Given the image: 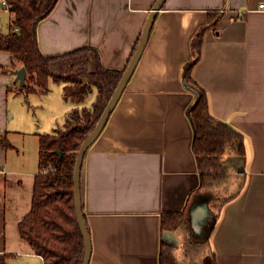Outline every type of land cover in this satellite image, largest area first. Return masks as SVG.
<instances>
[{"label":"crops","instance_id":"crops-1","mask_svg":"<svg viewBox=\"0 0 264 264\" xmlns=\"http://www.w3.org/2000/svg\"><path fill=\"white\" fill-rule=\"evenodd\" d=\"M156 2L57 0L39 22V45L48 55L92 46L104 66L124 69ZM262 4L264 0H165L157 11L140 60L83 159L81 202L92 245L89 264H160L161 218L182 211L187 230L183 225L176 230L182 238L181 251L174 249L178 259L185 256L187 234L195 242L209 240L205 251L215 254L216 264H264ZM202 26L200 57L191 77L207 92L212 115L242 132L247 146L241 193L222 201L213 217L212 194L220 191L203 186L188 115L195 94L182 76ZM10 65L11 52L0 49V168L5 170L0 172V257L6 264H44L19 232L39 171V135L63 128L71 111L92 105L98 90L94 87L78 103L65 97V81L51 78L46 93H24ZM53 86L57 100L50 94ZM13 92L18 94L15 104ZM27 99L40 110L37 120L47 128L44 132L30 128L29 116L21 113ZM2 138L11 145L3 146Z\"/></svg>","mask_w":264,"mask_h":264},{"label":"trees","instance_id":"trees-1","mask_svg":"<svg viewBox=\"0 0 264 264\" xmlns=\"http://www.w3.org/2000/svg\"><path fill=\"white\" fill-rule=\"evenodd\" d=\"M7 2L14 17L7 32L0 28V49L11 52L10 69L24 66L27 70L19 91L46 93L50 89V79L54 78L66 82L64 95L67 99L80 103L94 87L98 90L92 105L71 111L63 128L39 135V171L35 176L31 208L19 222L21 237L42 255L44 264H83L85 241L76 212L74 168L81 145L96 127L126 67L107 68L99 50L92 46L62 54H45L39 45L38 25L50 14L57 0ZM204 30L202 26L194 36L193 56L189 60L193 63L190 62L186 73L189 85L199 93L190 110L195 129L193 149L202 171L203 186L215 185L226 172H237L240 181L237 191L228 199L230 201L241 193L247 146L242 132L212 115L207 92L191 77V68L200 57ZM1 144L11 145L5 138L1 139ZM180 225L187 230L184 211L163 214L160 264H196V256H200L202 264H216L215 254L205 251L209 240L195 242L187 234L185 256L178 259L174 253L177 246L170 242L166 233L176 232ZM86 227L89 230L87 224ZM0 262L6 264L5 258Z\"/></svg>","mask_w":264,"mask_h":264},{"label":"water","instance_id":"water-1","mask_svg":"<svg viewBox=\"0 0 264 264\" xmlns=\"http://www.w3.org/2000/svg\"><path fill=\"white\" fill-rule=\"evenodd\" d=\"M164 2H165V0H157V2L152 7V9L148 15L147 21L143 27L137 48H136L133 56L131 57L129 63L127 64V66L124 70V73H123V75H122V77H121V79L117 85V88L115 89L110 100L106 104L105 109H104L96 127L91 132V134L87 137V139L83 142V144L81 145V147L78 151L76 164H75V168H74V193H75V204H76V212H77L78 222H79L80 229H81L82 235L84 237V241H85V259H84L83 264H89L91 252H92L91 239H90V235H89V232L87 230V227H86V223H85V219H84V215H83V210H82V202H81V170H82L83 159H84V156H85L87 149L95 142V140L99 137V135L103 131V129H104V127H105V125L109 119V116L111 115L115 105L119 101L128 81H129L131 75L133 74V72H134V70H135V68H136V66L140 60V57L143 53V50L145 49V46L147 45V42H148V39L150 36V32H151V29H152V26H153V23L155 20V15H156L157 11L162 8V5L164 4ZM190 62L191 61L187 62L184 65V70H183V74H182L184 85L186 86V88L188 90H190L191 92H193L195 94V100H194L193 104L188 109L189 117H190V110H191L192 106L195 104V102L199 96L198 90L196 88H194L193 86L189 85L188 79L186 76L187 69L190 66ZM191 63H193V62H191ZM12 71L16 74V80L19 81L23 85L25 82L26 74H27L26 68L23 66V67H20L18 69L12 70ZM190 119H191V117H190ZM191 122H192V120H191ZM193 128H194V125H193ZM59 154L61 156V151H59ZM239 171H241V170H239ZM173 233H175V232H173ZM168 238L170 240L169 235H168Z\"/></svg>","mask_w":264,"mask_h":264},{"label":"rangeland","instance_id":"rangeland-1","mask_svg":"<svg viewBox=\"0 0 264 264\" xmlns=\"http://www.w3.org/2000/svg\"><path fill=\"white\" fill-rule=\"evenodd\" d=\"M1 3H2V0H0V27L4 31H7L10 29V24H11L10 22L12 21V18L14 17V15L11 14L9 11H6L5 9H2L4 7V5H3V3L2 4ZM57 92H58V88L53 86V91L50 92V94H52L53 100H54V97L57 100V98H58V96H56ZM19 96L21 98H23L22 95L19 94ZM17 97H18V94L16 95V93L13 92L11 94V103L15 104ZM40 98H44V97L41 96ZM24 105H25L24 109L21 110V113L26 118L29 116V119H30L29 120V127L30 128L35 127L39 132L40 131L44 132L45 131L44 129H47V128H41L42 124L37 120L38 119L37 117L39 115L40 110L35 106V104L30 99H27V101H25ZM25 111L28 112V115L25 114ZM32 121H33V124H32ZM72 123H74V120H72ZM45 127H47V126H45ZM48 131H50V130H48ZM30 142H31V138H30ZM217 181L218 182H216L215 185H213V186H216L219 188L220 194H217L216 192H214L215 194H212V197L215 198V201L212 202V204H210L212 217H213L214 213H217L218 208L221 205V202L226 200V199H229L232 195H234V193L238 189V182L240 180L238 178V174L236 171H233V172L229 171V172L224 173L222 175V177ZM189 215L190 214H188L187 217ZM211 220H212V218H211ZM210 224H211V222L209 223V225ZM205 227H206V231L210 230V229H207V228H210L208 226V224ZM168 235L170 237V242L173 244H176L177 249H178V253H179L181 251L180 239H182V238H180V236L177 234V232L173 233L172 231H169L166 233V236H168ZM181 254L183 256V253H181ZM2 259L3 258L0 257V261ZM196 259H197L196 264H202V262H201L202 259L200 258V256H198V257L196 256ZM190 264H192V263H190Z\"/></svg>","mask_w":264,"mask_h":264},{"label":"built area","instance_id":"built-area-1","mask_svg":"<svg viewBox=\"0 0 264 264\" xmlns=\"http://www.w3.org/2000/svg\"><path fill=\"white\" fill-rule=\"evenodd\" d=\"M2 3L6 9L9 8V4H8L7 0H2ZM261 6L264 7V4H262ZM0 172H5L4 168H0Z\"/></svg>","mask_w":264,"mask_h":264}]
</instances>
